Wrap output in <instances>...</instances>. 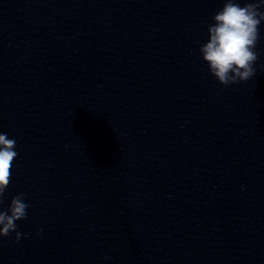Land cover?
<instances>
[{"label":"clouds","instance_id":"1","mask_svg":"<svg viewBox=\"0 0 264 264\" xmlns=\"http://www.w3.org/2000/svg\"><path fill=\"white\" fill-rule=\"evenodd\" d=\"M264 0H252L241 6L238 0H225L223 7L212 17L207 28L209 38L199 47L202 60L210 74L225 88L246 82L256 75V50L260 39V26L264 22ZM264 69V65H261ZM15 138L0 133V204L6 198L12 179V169L18 152ZM24 193L12 197L7 209L0 210V237L15 233L19 242L21 233L16 222L27 217L30 207ZM42 229L37 230V234Z\"/></svg>","mask_w":264,"mask_h":264}]
</instances>
